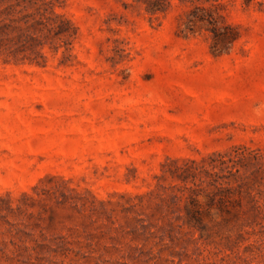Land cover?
<instances>
[{"label": "rangeland", "instance_id": "rangeland-1", "mask_svg": "<svg viewBox=\"0 0 264 264\" xmlns=\"http://www.w3.org/2000/svg\"><path fill=\"white\" fill-rule=\"evenodd\" d=\"M144 1L0 0V264H264V0Z\"/></svg>", "mask_w": 264, "mask_h": 264}, {"label": "trees", "instance_id": "trees-1", "mask_svg": "<svg viewBox=\"0 0 264 264\" xmlns=\"http://www.w3.org/2000/svg\"><path fill=\"white\" fill-rule=\"evenodd\" d=\"M253 0H247V2H251ZM23 3L25 6H20V4H17V7H21L22 9L18 11V14H20L22 12V10H25L27 5L25 4V0H23ZM29 3H31V0H29ZM144 3L146 4V11L151 13V14H157V13H164L166 11V9L170 6V3L168 0H145ZM31 5V4H29ZM46 7H43V6H39V5H36V3H34V6L38 7V9L40 10V13H38V16H39V20L38 21H35V24L36 26H39V25H43L45 26L49 32L51 31H54L55 30V35H61L63 34V26L66 25V24H69L67 22H64L62 21V17H59L57 15H55L53 12H50L52 11V7L50 8V4H44ZM50 9V11H49ZM3 12H0V14H2ZM50 15H52L53 17H50ZM28 16H23L21 18H18L16 19L15 21L11 22L12 24H9V25H6L4 20L5 19H1L0 20V55L3 54V50H2V46H4V39H3V35L4 32H3V28H7V29H12V31H21V22H24L25 24H27V18ZM45 21V22H44ZM59 22L60 25H56V22ZM65 23V24H63ZM33 27V26H32ZM214 36L217 37V31L214 30ZM6 36V35H5ZM24 34L22 33H19L17 36H16V39H9L7 37L6 40H16L18 43H20L21 46H18V48H22L25 46L26 44V40L29 38L31 39L30 36H27L24 38ZM31 41L33 42H38L40 43L39 39H32ZM11 42V41H9ZM40 45V44H39ZM6 50V49H5ZM25 50H15V51H7L8 53L6 54L7 57H12L13 59H17V57L20 55V53H23ZM23 59H28V61L30 63H32V58H30L29 56H23L22 57Z\"/></svg>", "mask_w": 264, "mask_h": 264}]
</instances>
